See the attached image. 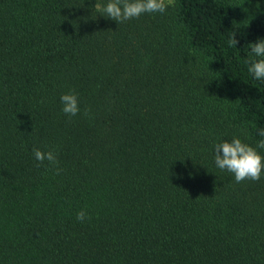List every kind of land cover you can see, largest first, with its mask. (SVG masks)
<instances>
[{
    "label": "trees",
    "instance_id": "trees-1",
    "mask_svg": "<svg viewBox=\"0 0 264 264\" xmlns=\"http://www.w3.org/2000/svg\"><path fill=\"white\" fill-rule=\"evenodd\" d=\"M95 3L0 0V264H264V174L236 183L214 163L215 143L264 139L245 63L264 0L120 24Z\"/></svg>",
    "mask_w": 264,
    "mask_h": 264
},
{
    "label": "clouds",
    "instance_id": "clouds-1",
    "mask_svg": "<svg viewBox=\"0 0 264 264\" xmlns=\"http://www.w3.org/2000/svg\"><path fill=\"white\" fill-rule=\"evenodd\" d=\"M250 2V0H249ZM175 0H107L101 5L97 2L94 9L104 17L110 18L117 24L137 19L145 13L163 14L169 7H174ZM239 40L233 33L227 40L230 48H237ZM250 58L245 61L248 73L255 80H264V38H258L255 42L247 44ZM62 112L73 117L79 114V99L75 90H69L60 96ZM87 115V111L85 112ZM259 136L264 137V128L259 130ZM264 139L259 140L255 147L243 142L239 137L234 136L230 141L224 140L214 144V163L220 170H226L233 174L235 182L241 183L245 180L259 181L264 174ZM36 161L43 163L47 161L56 167V174L60 173L57 154L53 150L42 151L39 148L33 149ZM87 213L81 210L77 213V220L84 221Z\"/></svg>",
    "mask_w": 264,
    "mask_h": 264
}]
</instances>
